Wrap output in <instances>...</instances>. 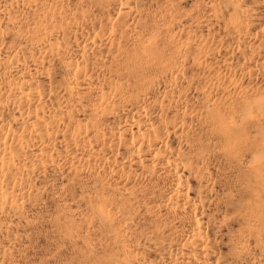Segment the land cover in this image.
I'll use <instances>...</instances> for the list:
<instances>
[{
	"label": "bare ground",
	"instance_id": "6f19581e",
	"mask_svg": "<svg viewBox=\"0 0 264 264\" xmlns=\"http://www.w3.org/2000/svg\"><path fill=\"white\" fill-rule=\"evenodd\" d=\"M0 264H264V0H0Z\"/></svg>",
	"mask_w": 264,
	"mask_h": 264
}]
</instances>
